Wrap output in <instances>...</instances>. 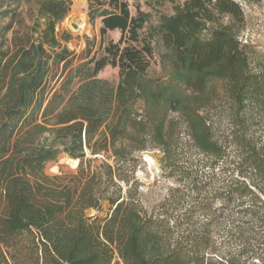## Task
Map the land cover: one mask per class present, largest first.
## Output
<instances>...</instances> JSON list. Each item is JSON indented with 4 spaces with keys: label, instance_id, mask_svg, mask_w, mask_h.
Here are the masks:
<instances>
[{
    "label": "trees",
    "instance_id": "16d2710c",
    "mask_svg": "<svg viewBox=\"0 0 264 264\" xmlns=\"http://www.w3.org/2000/svg\"><path fill=\"white\" fill-rule=\"evenodd\" d=\"M170 1L172 14L158 23L168 84L147 76L149 14L135 6L132 15L128 0H88L98 55L61 45L69 35L55 28L71 0H37L29 24L4 13L0 264H264V60L241 39L242 4L261 0ZM111 32L119 38L104 43ZM107 66L118 70L115 85L98 76ZM153 147L173 183L145 205L134 174ZM188 151L202 159L186 161ZM61 154L78 162L75 171L46 175ZM224 222L227 243L217 244L220 228L211 227Z\"/></svg>",
    "mask_w": 264,
    "mask_h": 264
},
{
    "label": "rangeland",
    "instance_id": "374dc122",
    "mask_svg": "<svg viewBox=\"0 0 264 264\" xmlns=\"http://www.w3.org/2000/svg\"><path fill=\"white\" fill-rule=\"evenodd\" d=\"M184 0H174L175 3L183 2ZM130 4L131 14H135V6H138L141 11L147 12L149 17L147 19L146 27L153 34V61L147 70V76L156 81L157 83L168 84L170 76V54L165 50L159 40L158 23L160 15H170L173 11L174 3L170 0H128ZM37 0H0V28L4 27L8 20V17L4 15L9 10H14L16 14H19L24 23L29 24L31 15L36 11ZM88 0H71V7L65 18L59 22L55 28L58 34L65 32L69 35L67 42H62V47L68 51L73 52L75 55H81L87 49L91 51V55L100 54L99 45L101 38L99 35V23L98 20L94 24H90L87 17ZM245 15V29L242 32L241 39L244 44L252 46L259 57L264 60V0L259 3L242 4ZM16 26L14 25V28ZM75 27V28H74ZM11 31L6 33L7 41L11 38ZM119 38V33L111 32L104 38V43L107 40L113 39L116 41ZM98 76L106 79L112 84L118 82V70L110 66L105 67ZM211 87L219 92V82L212 81ZM136 113L143 115L144 108L141 103L137 106ZM219 108L214 109L212 114V120H215L219 116ZM177 113H168V118H178ZM222 119V124L224 125ZM214 122V121H213ZM180 140L185 143L189 142L187 130L183 124L180 126ZM88 155V153H87ZM143 156L147 162L143 160ZM161 152L153 147L148 151L143 152L141 161L138 162L136 171L134 174L135 179L143 184V190L141 193L144 195V204L156 203L166 195L167 188L171 187L173 183L172 178L161 169L159 158ZM101 158V157H99ZM186 161L201 160L202 157L198 152H186ZM66 155L61 154L55 162H49L45 165L44 172L48 176H56L60 174L73 173L76 166L73 167V163ZM73 160V159H72ZM197 169H201V166H197ZM201 171L209 172L208 167H203ZM212 171V170H211ZM213 173H217V167L213 169ZM220 207L218 201L212 202L211 212H216ZM108 212V206L102 205V212L98 214L103 217ZM88 215L95 214L93 211H87ZM197 224L201 225L206 222V216L198 214L196 218ZM211 228H220L219 231H215L213 240L217 244L227 243L226 237L223 233V228H227V224L224 222L219 227L212 226Z\"/></svg>",
    "mask_w": 264,
    "mask_h": 264
},
{
    "label": "bare ground",
    "instance_id": "6f19581e",
    "mask_svg": "<svg viewBox=\"0 0 264 264\" xmlns=\"http://www.w3.org/2000/svg\"><path fill=\"white\" fill-rule=\"evenodd\" d=\"M69 160L73 163V167L76 166V163H77L76 160H71V159H69Z\"/></svg>",
    "mask_w": 264,
    "mask_h": 264
},
{
    "label": "built area",
    "instance_id": "2783aa9c",
    "mask_svg": "<svg viewBox=\"0 0 264 264\" xmlns=\"http://www.w3.org/2000/svg\"><path fill=\"white\" fill-rule=\"evenodd\" d=\"M143 155V154H142ZM143 160L145 161V162H147V160H146V158L143 156Z\"/></svg>",
    "mask_w": 264,
    "mask_h": 264
},
{
    "label": "water",
    "instance_id": "95a60500",
    "mask_svg": "<svg viewBox=\"0 0 264 264\" xmlns=\"http://www.w3.org/2000/svg\"><path fill=\"white\" fill-rule=\"evenodd\" d=\"M75 28V27H74ZM77 165H78V162L76 163V167H77Z\"/></svg>",
    "mask_w": 264,
    "mask_h": 264
}]
</instances>
